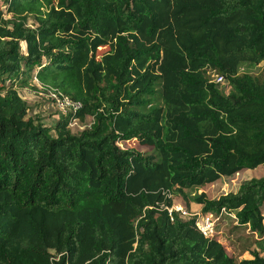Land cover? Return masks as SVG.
<instances>
[{
    "label": "trees",
    "instance_id": "1",
    "mask_svg": "<svg viewBox=\"0 0 264 264\" xmlns=\"http://www.w3.org/2000/svg\"><path fill=\"white\" fill-rule=\"evenodd\" d=\"M263 59L264 0H0V264H264L166 208L264 164ZM23 88L81 106L41 123ZM193 200L264 236V175Z\"/></svg>",
    "mask_w": 264,
    "mask_h": 264
},
{
    "label": "rangeland",
    "instance_id": "2",
    "mask_svg": "<svg viewBox=\"0 0 264 264\" xmlns=\"http://www.w3.org/2000/svg\"><path fill=\"white\" fill-rule=\"evenodd\" d=\"M108 45L101 46L98 49V53L108 49ZM264 66V59L254 64L252 67L247 68L245 65L242 69H248L252 73H256ZM228 89V88H225ZM21 96L25 99L28 105L29 114L37 119L41 123L51 124L56 121L62 114V112L54 105V103L44 93H39L36 90L23 88L20 89ZM160 101H151L145 105L140 106V111L148 112L154 106L160 105ZM91 116H86L84 120L74 119L69 127L73 133L79 132L81 129L88 127L91 124ZM120 144L122 148H135L145 153L152 152L150 145L142 144L138 139L132 138L125 140ZM263 164L255 168H243L232 175H224L216 181L206 183L201 186H193L191 188H185L184 193H172L175 203L181 204L188 210H199L193 197L200 192H205L208 197H218L220 194L227 193L229 191H236L239 183L250 177H259L264 175V166L257 169ZM245 170V171H244ZM187 195V197H186ZM264 213V211H263ZM216 233L221 235L222 241L226 246L228 254H231L237 258H250V250H246L245 247H251L260 249L259 246H263L262 252L264 254V237L255 238L252 234H248L244 227H235L232 219L226 217L223 221L215 227Z\"/></svg>",
    "mask_w": 264,
    "mask_h": 264
},
{
    "label": "built area",
    "instance_id": "3",
    "mask_svg": "<svg viewBox=\"0 0 264 264\" xmlns=\"http://www.w3.org/2000/svg\"><path fill=\"white\" fill-rule=\"evenodd\" d=\"M214 80L221 83L224 81L221 75L215 76ZM34 81L38 86H40L36 79H34ZM38 92L44 93L48 98H50L54 105L64 113L68 111L75 112L81 106L80 101L72 99L53 88H48L46 92ZM166 208L171 219L174 212H178L183 218H195L194 222L197 229L206 237L215 235L216 225L223 221L226 217H230L233 223H238L236 215L233 212L226 210L224 207H221L218 213L211 211L202 212L201 210H188L178 203Z\"/></svg>",
    "mask_w": 264,
    "mask_h": 264
},
{
    "label": "crops",
    "instance_id": "4",
    "mask_svg": "<svg viewBox=\"0 0 264 264\" xmlns=\"http://www.w3.org/2000/svg\"><path fill=\"white\" fill-rule=\"evenodd\" d=\"M259 166V165H258ZM264 166V164L263 165H261L260 167H258L257 169H259V168H261V167H263ZM245 171V170H244ZM198 209H200V206L198 207ZM194 210H196V209H194ZM262 210L264 211V205H263V208H262ZM255 237H256V235H254ZM264 237V236H263ZM257 238H259V237H257ZM260 248H261V250L260 249H257V250H259V252L261 253V254H263V252H262V246H259ZM245 249L247 250H252V249H256V248H251V247H245Z\"/></svg>",
    "mask_w": 264,
    "mask_h": 264
}]
</instances>
